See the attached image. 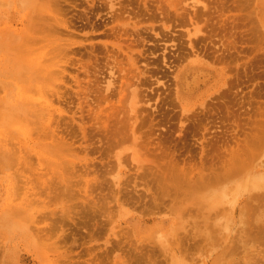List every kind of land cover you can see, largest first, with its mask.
Instances as JSON below:
<instances>
[{"label": "rangeland", "instance_id": "obj_1", "mask_svg": "<svg viewBox=\"0 0 264 264\" xmlns=\"http://www.w3.org/2000/svg\"><path fill=\"white\" fill-rule=\"evenodd\" d=\"M50 1L46 15L51 27L42 25L35 38L65 47L56 54L60 68L47 93L51 102L45 119L47 133L64 141L65 150H73L66 151L75 161L66 171L74 189L67 202L71 213L45 217L58 210L55 203H61L50 194L44 195L45 202L51 199L50 207L43 198L32 203L51 248L39 259L26 249L25 239L11 240L0 232V264H121V259L126 264H172L176 255L171 254L180 249L202 259L196 264H211L208 252L221 242L228 221L234 240L229 239L241 246L239 206L245 196L232 204L226 201L234 194L228 190L218 207L204 208L209 223L203 226L206 217L193 210L183 218L184 229L168 235L169 247L155 249L174 213L170 198L165 206L154 204L153 194L164 185L168 189L165 176L175 180L172 170L179 168L173 164L194 168L193 174L186 173L187 183L189 176L218 170L229 162L230 150L245 147L255 126L264 121V0ZM0 2V35L10 42L23 30L24 17L21 20L16 5L8 0ZM6 53L12 54L11 49ZM6 60L0 61V68L8 71L2 64L11 59ZM10 79L0 77V219L7 211L3 206L38 190L44 167L39 145L47 142L36 133L39 119L26 125L25 134L19 133V126L7 125L8 104L19 84L18 79ZM37 96L44 99V93ZM82 137L91 142H82ZM67 141L73 146L66 147ZM4 150L12 153L2 155ZM255 150L256 161L264 164V148ZM211 165L218 169L211 170ZM248 170L246 166L244 174L229 180L241 179ZM184 181L179 184L185 186ZM163 220L167 221L163 224ZM213 221L219 225L211 229L208 225ZM253 245L262 253L257 264H264V241ZM243 252L230 257L237 261Z\"/></svg>", "mask_w": 264, "mask_h": 264}, {"label": "bare ground", "instance_id": "obj_2", "mask_svg": "<svg viewBox=\"0 0 264 264\" xmlns=\"http://www.w3.org/2000/svg\"><path fill=\"white\" fill-rule=\"evenodd\" d=\"M8 3L16 5L18 9L17 15L21 17V20L24 17V21L22 22L23 30L15 33L10 42L2 38L0 35L1 37L0 61L7 62L6 59L8 60L11 59V62L9 61L8 65H6L5 63H4L5 65L2 64L3 67L8 68V71L4 68H0V73H1L0 77L3 80L5 79L11 80L10 78H13L14 80L17 79L19 80V84L15 85L16 96L14 98V101L9 102L8 104L10 108V113L8 118H6L7 125L19 126V128L21 129L19 133L25 134L26 132H28L27 130L28 128L26 125H28V123H30L33 118H35L34 120L39 119L40 123L38 124H40V127L36 126V129L38 130L36 131V133H40L41 135H43L44 136L43 139H46L47 142L46 144L41 143L39 145L40 146L39 148L44 158L43 160L44 167H42L43 169L41 170V174L39 175L38 178V183L36 186L38 190L35 192H30L27 195V197L23 199L17 200L18 203L12 204L10 206L8 205L3 206L4 208L7 209V211L13 210V213L11 212L6 213L7 211L3 213L0 219V232L2 234L3 233L6 234L8 236V239L11 240L13 239V237H17V239L18 237H20L19 242H22L20 241L22 240L21 238L25 239L26 249L30 251L32 254L34 253L35 255H37L38 258L40 259L41 252L45 253V251H47L46 249L51 248V246L48 243H46V241L50 239V236L47 230L40 226L41 219H39V215L35 213V211L37 210L31 207V204L39 203L41 198H43L44 201L45 200L44 195L48 196L50 194L49 197H52L53 201L58 200L61 201V203L58 201H57L58 203L54 202L56 206L55 207L52 206V207L58 210H52L51 212H47L48 214L46 213L45 217L51 218L57 214L56 216L63 218L66 216V214L71 213V210H69V206L71 205H68L69 203L67 202H69V200H72V198L74 197L73 195L74 189L68 184V183L71 184V182H69L68 179L69 176L66 173V171H68V168L72 165L71 162L73 163L75 162V161H71L73 159L71 160L68 159L69 155H67L68 153L72 154L71 151L73 150L70 151V149L66 148L69 147V144L72 145V143H70L69 141L65 142L64 144L68 143L67 144L68 146L66 147L64 146L67 149L65 150L61 145V143H63L64 141H60L58 138H55V136L52 133L50 134L47 133V121L45 119V110H47L48 113V107L50 106V102H51L50 99H48L47 93L54 81V78L55 79L57 78L58 69L60 68V66H57L56 54L63 53L65 47L63 46V44L62 47H56L53 44V42L48 38H46L45 40L43 39L42 43H39L38 40L35 38V33L37 30L43 31L44 29L43 26L51 27V24L49 23L50 16L46 15L47 14L46 12L50 7L49 5L51 4L50 0H8ZM9 10L10 9L4 10V12H8ZM234 22H236L235 19ZM134 29H137V27ZM8 48L11 49L12 54L6 53ZM7 72L9 73L7 74ZM138 82H140V80ZM42 93H44V99L40 100L37 95L41 96ZM34 120L32 124L34 123ZM232 124H234V122H232ZM7 125L5 124V126ZM255 128L256 131L249 136L248 142L245 143V147L237 148L236 150H230L231 152L230 154H228V158H227V162L228 161L229 162L228 163L224 162L223 164H221L219 169L215 167L216 164H213L215 166L211 165L210 166L211 170L213 169H218V170L209 171L210 174L208 173L205 174L203 171H201L197 173L198 175L195 174L196 176L193 177L192 170H194V168L192 169V167L188 166L189 168L185 169L186 166L184 167V165L183 167L174 164L171 165L173 167H178L180 169V170L177 169L178 172L177 170H172L174 173L176 172L175 180L174 179L172 180L169 176L164 175L165 177L163 179L165 181L163 180V183L167 185L168 189L166 190L164 185L163 190H160V192L156 194V196H154L153 194L154 204L161 203L162 205H164L163 203H166V201L170 198L168 203L170 202V200H172V204L170 205L169 208L174 213V214L172 213L173 214L172 218L169 219L170 226L168 228L167 233H162L161 237L158 238L160 239L158 240L159 246L158 248L155 249H158L159 251L162 250L165 251L169 247L167 237L170 233L171 234L175 233L176 229H184L183 218L185 214H191V212L194 210L197 211V214L200 217L201 215L205 216L206 212L203 210L207 209L210 211L211 209L218 207L220 202L222 203V201L226 197L225 192L231 190L233 191L234 194L230 197V199L229 198L226 199V201L228 200V202H231L232 200H236V198L238 197L242 199L245 196L244 199H242L241 201L242 205L239 206L240 207L239 224L244 238L243 240L242 238L240 239L241 246L239 247H237V245L234 244L235 243L234 241L232 242V240H230L231 237L233 239V235L231 234L233 232L232 231L233 229H231L232 225H230L229 224L230 222L228 221V223H226V226L223 227V231L221 235L222 243L219 242L218 244H215L210 248L208 252L209 254L208 258L210 257L211 264H222V262L223 264H257L258 263V257L262 256V253L261 250H259L257 246H254L253 244L259 245L262 241H264V164L262 162L256 161L255 149L264 148V135H263L264 121L259 122L255 126ZM82 132L85 131L82 130ZM82 132L81 134H83V136L86 137L85 134L87 132L85 134ZM3 133L6 132L3 131ZM40 134H37V137H40ZM88 138L91 137L89 136ZM82 140H83L82 142H85L84 140L87 139L83 138ZM88 140L87 141L90 143L91 142L90 139ZM5 141L6 139L3 140V144L6 147L7 144L5 143ZM71 149L73 148L71 147ZM68 150L70 152H68ZM11 153L12 152L6 150H4V152L1 151L2 155H8ZM65 154L67 155V158H65ZM12 156H14V153ZM73 158L75 159L76 156ZM12 160L13 157L11 161L4 166V168L2 169L4 172H7L6 170H8V168L11 167L9 165L12 163ZM246 166L249 168V170L248 173L246 171L245 176H243L241 179L240 178L235 179V182H233V179L229 180V178L233 177L235 174H240V175L244 174V169ZM167 167L169 166L167 165ZM29 168L30 167H27L26 173L29 171ZM204 171L207 172V170ZM187 172L188 173L192 172V174H190L192 177L188 175L189 178H192L189 179L190 181H188V183L186 182L188 178L186 174ZM168 174L171 175L172 173H168ZM65 177L68 180H66ZM171 177L173 178V176ZM178 177H180L181 180H179ZM10 178L13 184L14 180H12L13 178L11 177V174H10ZM70 179L72 178L70 177ZM70 181H74V180L72 179ZM183 181L185 182V186L183 184H179L180 182ZM88 184L90 185L89 182ZM88 184L87 186H85L86 188L89 186ZM70 187L72 192L70 191ZM172 194L173 196L171 197ZM30 196L32 197L31 201L28 200ZM49 202H51V199H48L46 202L44 201L46 206ZM231 203L236 204V202L233 201ZM237 206L238 205H236L235 208ZM235 208L234 211L237 210ZM209 211H207V214L205 216L206 219L203 218L204 219V222L202 223L203 226L206 225V222L209 223V221L207 220V218L209 217L208 215ZM166 221L167 220H163L162 223L164 224ZM218 225H219L218 223L213 221L208 226L211 227V229H214L213 227ZM209 236L210 237L213 236V233L210 232ZM165 242L166 244H164ZM247 242H251L253 244H248ZM54 245H53V249H54ZM163 247L165 249H162ZM198 249H203V247H198ZM241 249H244L242 256L237 255L239 256L237 261L232 260L233 256ZM154 251H152V253H154ZM178 253L182 255L181 256L177 255ZM171 255L173 256L176 255L175 256L176 259H173L172 264H196L199 260L197 259L196 255H195L196 257L193 255V251L191 252L189 249H184V250L180 249V251L174 252V254ZM231 255L232 258L230 257ZM228 256L231 258V260L228 259ZM133 257L134 256L129 255V258H133ZM8 260L10 262L13 261L12 257H10ZM125 262L122 259L120 260L121 264H126ZM200 262H203L202 259Z\"/></svg>", "mask_w": 264, "mask_h": 264}]
</instances>
